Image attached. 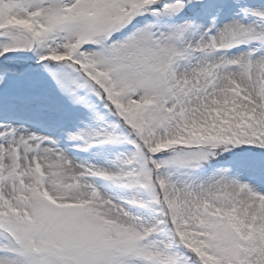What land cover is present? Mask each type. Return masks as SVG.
I'll return each instance as SVG.
<instances>
[{"label": "snow or ice", "instance_id": "1", "mask_svg": "<svg viewBox=\"0 0 264 264\" xmlns=\"http://www.w3.org/2000/svg\"><path fill=\"white\" fill-rule=\"evenodd\" d=\"M0 264H264V0H0Z\"/></svg>", "mask_w": 264, "mask_h": 264}]
</instances>
